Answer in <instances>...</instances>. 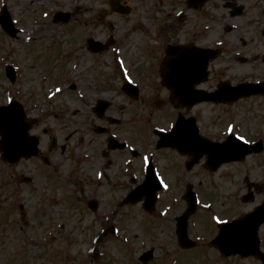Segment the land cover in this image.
Returning a JSON list of instances; mask_svg holds the SVG:
<instances>
[{
	"label": "rangeland",
	"instance_id": "obj_1",
	"mask_svg": "<svg viewBox=\"0 0 264 264\" xmlns=\"http://www.w3.org/2000/svg\"><path fill=\"white\" fill-rule=\"evenodd\" d=\"M236 1L245 6L246 12L243 17L240 16V19L235 20L241 29L237 32L226 34L220 25L216 24L206 37V25L202 19L203 16L197 14L198 29L201 31L199 45H219L224 51L209 64V78L202 84L203 88H210L221 80H227L232 85L240 82L264 80V60L262 59L264 43L259 33L264 29V16L261 12L264 0H213V7L217 5L218 8L214 11H220L221 15L223 13L220 7L223 2ZM77 3L78 0H0V9L6 4L12 18L17 22L16 25L18 24L22 30L19 38L13 40L0 29V103L4 104L18 95L19 98L16 97V100L19 99L20 101H18L27 107L26 112L29 116H47L46 112L49 111L51 113L49 117L40 122L39 130L42 129L43 133H37L42 151L48 149L50 135L54 133L58 143L69 144V149L74 151L76 156H80L83 153L81 149H95V145L99 144L100 141H87L88 138L94 141L98 139V136L92 132L91 126L88 128L91 130L90 137L86 136L85 142L81 144L78 142L74 132L79 130L83 124L84 119L80 116L88 115L90 108L84 107L86 111H82L73 117L72 112L75 109H80L77 102L78 93L73 92L72 95H66L62 91L66 90L69 83L78 85V79L73 76V73H71V77H61L60 74L62 70L69 67L72 61V58L69 60L65 55L64 46H73L78 43L79 36L82 42L83 33L89 29L80 25L79 21L60 28L52 26V23L49 22L48 28H45L47 30L45 33L41 35L39 31L45 23V18H50L54 11H66L73 8ZM104 3V0L102 2L89 0V3L85 5H89L97 13L106 10ZM225 16L227 17V12ZM50 34H55L60 39V43L55 42ZM109 34V30H107L101 37H107ZM32 40H35L33 44H29L28 42ZM6 64L13 66L15 72L18 73L14 85H10L4 77L3 67ZM140 66L144 65L141 64ZM120 70V66L117 67L113 62L110 63L106 57L90 64L88 56H85L81 74L82 76H102V82H104L108 76H114V73ZM58 77H61L63 82L59 83L60 79L58 83L54 84ZM55 88L60 89L61 92H57ZM85 101H87V97H85ZM120 101H125V99ZM132 104L133 107L129 109L127 117L132 116L131 120L134 122V135L131 137L134 139L133 146L135 148L138 145L136 136L141 133L142 126L147 122L151 127L165 126L169 120L170 109L168 106L156 109L150 104L151 108L147 110L141 101H134ZM196 111L200 115L199 120L203 128L207 132L217 134L221 139L226 136V133H233L243 137V140L248 142L264 140V97L244 99L228 108L200 105ZM225 113H231L235 119L223 123ZM78 121L80 125L76 126ZM229 125L232 126L231 132L228 128ZM122 128L124 127L117 129L119 133ZM68 136L71 138L65 140ZM89 152L93 153L94 156L96 155L92 149ZM149 153L150 151L146 155ZM183 159L181 158L180 161L171 159L169 165L163 161L168 175L167 181L174 188L172 177L177 176L180 177L181 185L174 192L172 188H169L168 183L162 179L163 192L158 197L156 211L153 214L156 217V223L147 221L137 206L122 208L117 218L121 224H112L120 229L119 236L112 237L107 234L102 239L98 235L111 226L108 221L109 217L107 216V224H103L97 220L96 216L88 212L84 203L80 201L82 195L80 192V194L78 193V188L73 196H68L58 205L53 203L46 214H41L40 210H36V205L33 203L38 193H48L57 188L56 184L59 183L62 187L67 186L69 190L72 188L69 187L68 183H64L65 179L62 177V172H60V178L52 176L51 173L49 174V169L44 167L36 158L27 162L20 161L12 176L17 175L20 183L21 179L19 178L21 176L32 175L33 178L35 176V183L33 187L8 183L0 195V221L7 222V226L0 237V264H26L27 262L29 264H44L45 262L38 257L40 255L45 259L49 256L48 264H53L54 261L55 264H141L137 257L149 246H154L156 249L155 257L149 264H208V261H217L218 257L215 250L202 247L191 251H180L176 245L172 222L173 218L185 207L181 201L185 184L190 182L193 185L198 200L197 211L188 223L189 238L201 244H207L208 239L216 232L214 222L227 220L235 214L250 211L258 203L264 202V190L256 193L252 201L245 203L240 201L241 196L247 192L248 184L264 185V151L258 155L247 157L243 162L225 166L214 174L208 173L201 163L197 164L191 173H188L183 168ZM132 175L140 180L142 178L137 167H133ZM5 176H7V171L4 170L0 161V181ZM49 181L53 182L48 188V185L44 183H49ZM31 190L36 192L31 193ZM58 191L60 193L59 198H62L64 189L63 191L58 189ZM82 191L85 199L90 197H94L98 201L100 199L102 206L110 204L108 194H112V197H118L120 200L126 192L120 193L119 189L111 191L109 188L93 191L89 187ZM11 198H18L15 205L11 204ZM37 199L36 204L40 198ZM20 204L31 211L27 212V226H24L17 212ZM71 205L76 207L70 208ZM205 206L211 207L212 212L208 213L204 210ZM2 211L6 217L1 214ZM99 212L101 214V211ZM61 223H65L67 226L64 225V229L59 231ZM48 226L49 231L46 232ZM65 228L70 229L69 235H67ZM27 235L33 236L32 238L46 237L49 239V245H44L41 248L28 246V250H24L26 245L23 243L22 237ZM121 238H124L126 243ZM51 240L52 242H50ZM125 245L130 246L131 251H127ZM95 251L98 255L93 259ZM21 254L24 257H30V259H23L19 263L17 260ZM54 255L57 258H54ZM212 264L256 263L233 258L220 260L219 257V260Z\"/></svg>",
	"mask_w": 264,
	"mask_h": 264
},
{
	"label": "flooded vegetation",
	"instance_id": "obj_2",
	"mask_svg": "<svg viewBox=\"0 0 264 264\" xmlns=\"http://www.w3.org/2000/svg\"><path fill=\"white\" fill-rule=\"evenodd\" d=\"M99 1L102 2V0ZM109 1L104 0L106 10L96 13L89 5H85L89 3V0H78L77 5L65 11L69 13L68 21L65 24L52 25L60 28L79 21L80 25L89 29V31L83 33L82 42L79 36L78 43L74 44L76 46L65 45L63 51L69 60L72 58L67 69L71 68L76 61L79 63L77 72H73L77 76L79 85L72 84L67 89L70 92L76 90L79 92L77 102L80 109H75L72 112L73 117L79 115L82 111H86L84 107L88 106L90 108L88 115L80 116L84 119L83 124L74 134L77 135V140L81 144L85 142L86 136L90 137L91 130L88 128L92 126V132L98 136V139L94 141L88 138L87 141H100V143L95 145V149L87 148L85 153L76 156L69 149V144H58L57 138L54 137L53 133H50V140L53 137L55 138V147L52 148L49 145L47 153L41 152L35 158L42 163L44 160L48 161L49 158L48 171L51 172V175L61 170L66 181L70 182L75 189L79 188L81 192L87 187L93 191L107 188L111 191L133 189L137 184V180L130 177L133 167H137L138 172L142 170L140 157L142 153L148 151H152V156L149 157L147 164L150 163L155 170L156 168L159 171L161 170V175L165 178L168 175L163 161L169 165L171 159L180 161L181 158H184V170L188 173L192 172L185 169V165L190 159L187 156H183L180 152L171 148L157 149L158 137L155 135V128L146 132L145 126H142L143 137L142 139L139 138L137 147L140 153H133L127 149L128 144L134 142V139L130 136V134H134V122L126 119L128 118L129 109L133 107L132 102L135 100L122 91L125 76L114 74L115 76H108L104 82H102V76H82L85 56H88L90 64L96 63L102 57L108 58L110 63L112 60L117 62L116 59L118 58L121 63L126 64L128 72L132 76L131 79L137 87V99L145 104L147 110L151 108L150 104L156 109L164 106H168L170 109L169 120L165 126H162L163 130L168 132L169 124L173 123V119L175 121L179 115H182L184 119L190 117L195 118L196 121L199 119L196 107H181L173 102L171 90L162 79V66L169 54V49H182L184 56L188 58L191 54V47L199 46L198 13H204L205 15L202 19L206 25V37L216 24H219L226 34L241 30L235 20L240 19L246 13L245 6L237 1L223 2L220 7L223 13L221 15L220 11H214L218 8L217 5L213 7V0H203L201 5L194 3L193 0H118L112 4V7H110ZM226 12L227 17L225 16ZM77 16L79 18H76ZM44 22L40 27V32L47 31L45 28L49 26V18H45ZM107 30L110 34L107 37H101ZM88 40L99 43L110 41L112 45L104 51H100L96 47L98 51H95L91 45L87 44ZM242 44L244 43L242 42ZM141 64L144 66H140ZM166 74L170 75L167 71ZM203 89L208 90L209 88ZM85 97H87V101H85ZM121 99H125V101H120ZM50 114L47 112V116L34 115L36 121L31 126L29 134L43 133L42 129L39 130L40 122L42 119L49 117ZM68 119L71 120L70 117ZM75 125L79 126L80 122L78 121ZM147 125H149L148 122ZM121 127L124 128L121 129L120 135H117L119 133L117 129ZM184 127L189 128L186 124H184ZM149 133L152 137L148 136ZM112 136L118 142L124 143L125 147L121 149L109 148V140L113 138ZM70 138L71 136H68L65 140ZM90 145L92 146V144ZM91 149L96 153L95 156L89 152ZM81 150L84 152L85 149ZM155 156H157V159H155ZM32 159L22 160V162ZM56 159H59L60 164H56ZM94 161L96 163H93ZM147 164L144 165V169ZM13 174L10 173L3 177L5 187L8 183L19 182L18 176H12ZM34 178L30 175L28 182L21 184L30 186L31 183H35ZM172 178L174 187L179 189L181 185L180 177L173 176ZM51 185L52 181H49V187ZM247 188V192L252 191L253 197H255L256 193L264 190V185L250 183ZM34 192L36 191L31 190V193ZM112 196V194H108L109 199L113 198ZM259 232L261 235L259 236V245L262 248L264 247V225L260 227ZM28 248L27 245L24 250H28ZM23 259L29 260L30 257H24L21 254L17 261L21 263ZM250 260L261 264L257 259L250 258Z\"/></svg>",
	"mask_w": 264,
	"mask_h": 264
},
{
	"label": "water",
	"instance_id": "obj_3",
	"mask_svg": "<svg viewBox=\"0 0 264 264\" xmlns=\"http://www.w3.org/2000/svg\"><path fill=\"white\" fill-rule=\"evenodd\" d=\"M3 28L10 34L14 35L15 31L11 28L10 24H8V21L6 18L3 20ZM209 58L205 53H202L201 51L198 52L197 60L192 64L193 70L192 74L189 76H177L175 78V81L178 83L179 81L182 82V85L186 83L188 80L192 82H200L202 79L205 78V65L206 60ZM191 65H189L190 67ZM186 65H181L182 73L184 72ZM178 71V70H177ZM182 89H185V87H182ZM201 91L194 92L192 95L193 101L196 102H203V101H235L241 97H249L252 95H264V83L262 84H240L237 87H228L226 84L221 86L218 91L212 94L203 95ZM11 104L7 108L0 109V131L9 130L7 127L6 119L10 116H13L16 121L22 120V112L19 106L17 108L13 107ZM12 106V107H11ZM11 128H15L12 126ZM22 128L24 130L27 129L26 124L23 122ZM8 141L12 143L11 136L5 137L2 134V143L4 141ZM35 147H36V140L33 141V152L35 153ZM205 152L208 154V161L207 165L211 167V170L214 171L216 168L224 162H230V161H236L241 160L244 158L246 154H249L252 151L259 152L261 148L259 147V144H254L252 146H248L246 144L240 143L239 141L229 138L227 141H225L222 144H213L210 143L205 148ZM19 153V151H16ZM200 155V154H199ZM150 183V180L147 182L146 185H144V189L139 192H133L130 194L131 201L136 202L140 195L147 192V187ZM154 191V190H153ZM187 203L188 207L184 214L177 219V234H178V241L183 248H187L192 246L193 244L188 242L186 239V222L188 219L189 214H191L194 211L195 208V197L193 194L188 192L187 194ZM251 219L257 220V224L260 223L262 220H264V207H259L254 213L245 216L244 222L247 221L251 222ZM255 222V221H254ZM238 225H241V221H238ZM221 231L218 235V238L216 240L217 247L220 249V251L224 255L227 254V248L230 249V254L233 252H241L243 254H246L245 248L241 245L239 246L241 237L239 236L240 229L237 227H231L229 229V226L227 225H220ZM256 227V225H255ZM254 231L255 228L251 231V239L254 240ZM222 242H224V246H222ZM229 244V245H228ZM227 247V248H226ZM231 247V248H230ZM255 247V246H254ZM253 247V248H254ZM254 253V252H253ZM148 254H151L149 252ZM147 256H144V259H146Z\"/></svg>",
	"mask_w": 264,
	"mask_h": 264
},
{
	"label": "snow or ice",
	"instance_id": "obj_4",
	"mask_svg": "<svg viewBox=\"0 0 264 264\" xmlns=\"http://www.w3.org/2000/svg\"><path fill=\"white\" fill-rule=\"evenodd\" d=\"M45 15H46V14H45ZM56 91L59 92L60 89H57ZM228 128H229V131L231 132V131H232V126L229 125ZM237 139H239V140H243V137H237ZM144 159H145V162H147V157H145ZM161 184H163V181H161ZM164 187H167V185H164ZM213 219H216V218L213 217ZM217 222H220V221H217Z\"/></svg>",
	"mask_w": 264,
	"mask_h": 264
}]
</instances>
